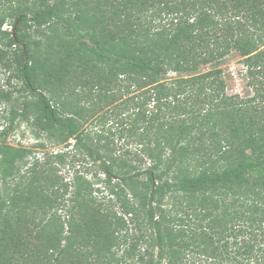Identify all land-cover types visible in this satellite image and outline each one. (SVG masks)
I'll return each mask as SVG.
<instances>
[{
    "label": "trees",
    "instance_id": "trees-1",
    "mask_svg": "<svg viewBox=\"0 0 264 264\" xmlns=\"http://www.w3.org/2000/svg\"><path fill=\"white\" fill-rule=\"evenodd\" d=\"M0 71V264H264V0H0ZM16 121L103 177L28 163Z\"/></svg>",
    "mask_w": 264,
    "mask_h": 264
},
{
    "label": "rangeland",
    "instance_id": "rangeland-1",
    "mask_svg": "<svg viewBox=\"0 0 264 264\" xmlns=\"http://www.w3.org/2000/svg\"><path fill=\"white\" fill-rule=\"evenodd\" d=\"M11 30V27L5 26ZM223 70V73L226 78V92L229 95H238L241 98H250L253 95V91L249 86V78L246 73V68L243 66L242 58L235 52L230 53L220 62L217 66ZM8 73L0 71V91L12 93L13 96L17 95L19 88L22 86L21 81L16 79L7 80ZM175 77L174 74L170 73L167 75V78ZM28 95V94H25ZM129 95H124L121 100H124ZM10 107L4 102L0 101V129L8 125L7 119L9 118ZM93 122L88 121L86 125L82 128L87 129L91 136H94L95 133L99 130L98 127H95ZM6 142L15 147H23L32 152L30 158H28V163L36 160L40 164L48 161L50 164L54 163V160L51 158L56 152H65L68 151L66 164L55 166L59 169V175H61L65 181H69L73 178L76 171H80V174L86 176L93 183L95 181L94 176L102 178L103 175L99 172V163L94 162L90 159H86L82 154L76 152L75 150H70L69 148H63V145H54L50 139L43 133L39 139L34 137L33 132L26 123H16L13 125V128L9 129ZM42 144L43 146H38ZM75 141L70 140V145H74ZM115 148L123 153L128 151L129 153H136V146L131 143V140H116L114 141ZM74 155V156H73ZM71 162V163H70ZM26 166H29L26 165ZM97 183V182H96ZM98 187L99 192H95L94 195L98 199L106 195L105 190L101 184L94 186Z\"/></svg>",
    "mask_w": 264,
    "mask_h": 264
},
{
    "label": "water",
    "instance_id": "water-1",
    "mask_svg": "<svg viewBox=\"0 0 264 264\" xmlns=\"http://www.w3.org/2000/svg\"><path fill=\"white\" fill-rule=\"evenodd\" d=\"M16 24H17V22H16ZM16 24L14 25V27H13V29H12V35H13V36H14V34H15Z\"/></svg>",
    "mask_w": 264,
    "mask_h": 264
}]
</instances>
